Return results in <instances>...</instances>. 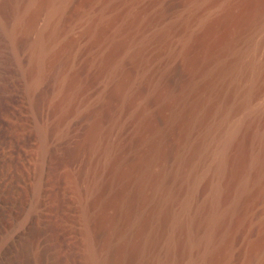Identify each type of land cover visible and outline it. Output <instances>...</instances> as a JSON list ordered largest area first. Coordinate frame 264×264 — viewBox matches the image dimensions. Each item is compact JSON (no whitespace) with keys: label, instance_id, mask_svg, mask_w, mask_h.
<instances>
[{"label":"rangeland","instance_id":"1","mask_svg":"<svg viewBox=\"0 0 264 264\" xmlns=\"http://www.w3.org/2000/svg\"><path fill=\"white\" fill-rule=\"evenodd\" d=\"M66 5L0 96V264H264V0Z\"/></svg>","mask_w":264,"mask_h":264},{"label":"bare ground","instance_id":"2","mask_svg":"<svg viewBox=\"0 0 264 264\" xmlns=\"http://www.w3.org/2000/svg\"><path fill=\"white\" fill-rule=\"evenodd\" d=\"M68 1L70 0H0V96L2 98L12 95L21 81L26 80L28 76L32 77L27 85L30 92L39 85L43 61L49 51L48 41L46 43V27L54 19L53 17L67 6ZM42 13L44 23L40 24L38 22ZM42 132L46 134V130L42 129ZM232 137L230 133L226 144L231 142L234 138ZM222 157L220 163H223ZM246 191L247 187L242 185L240 192ZM240 204V199L234 201L231 211L236 210Z\"/></svg>","mask_w":264,"mask_h":264}]
</instances>
